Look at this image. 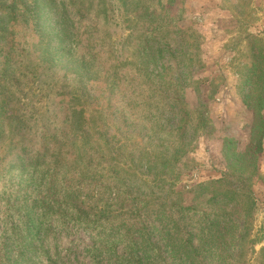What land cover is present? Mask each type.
<instances>
[{
    "label": "rangeland",
    "instance_id": "obj_1",
    "mask_svg": "<svg viewBox=\"0 0 264 264\" xmlns=\"http://www.w3.org/2000/svg\"><path fill=\"white\" fill-rule=\"evenodd\" d=\"M14 1L0 20V264H264V138L245 171L264 0H146L149 19L143 0ZM244 185L249 206L209 200Z\"/></svg>",
    "mask_w": 264,
    "mask_h": 264
},
{
    "label": "trees",
    "instance_id": "obj_2",
    "mask_svg": "<svg viewBox=\"0 0 264 264\" xmlns=\"http://www.w3.org/2000/svg\"><path fill=\"white\" fill-rule=\"evenodd\" d=\"M136 12L139 13V18L140 17H145L146 19L151 18V15L153 13V11L150 10L149 5L147 4L146 0L142 1V4L140 5L138 3V8L135 10ZM21 12V8L20 6L17 4V2H15L14 0H0V20L2 19H10V18H14L18 15V13ZM256 58V56H255ZM257 65L262 64V62H258V60L256 61ZM82 69L85 70V65H82ZM264 71V67L261 66H257V74H261ZM257 85L259 86V91H258V95L256 97V99L254 101H250L251 102V110L253 111V120H252V124H251V131L249 133V139H251L250 144L248 145V151L250 153V165L251 167L246 168L245 171L250 172L249 176H248V180L251 179L256 173H257V162L259 160V155L262 152V142H263V138H264V115H263V109H264V84H262L261 82H258ZM246 99V103H248V96L245 98ZM4 102V101H3ZM186 112V111H184ZM77 113V111H73L70 114V117H68L69 120V127H71V129H74V127L79 128L83 126V123H79L78 119L75 118V114ZM80 130H82V134H84L83 129L79 128ZM73 137L72 140H75L76 137H74V132L72 133ZM86 135L88 136V133H86ZM73 145H75V141L72 143ZM181 147H178L177 152H181ZM47 150V147L44 146V151ZM57 153L59 152V149H57ZM173 155H171L170 157H176L177 155L173 152ZM242 155V154H241ZM40 157H45L44 152L42 153H36L35 154V159L36 161H38V159ZM55 162V161H54ZM227 169L228 172L231 174H235L238 173V170H240L239 167H236V163L234 162H229L227 164ZM228 176V174H225L224 177ZM237 176H241L237 175ZM220 180H216L214 183H220ZM250 191L249 189H245V185L241 188V189H237V188H226L224 190H219L218 192H214L212 197H210L209 200H215L217 197H225L228 196V198L230 200H234L237 197H241L245 202H246V206H249L250 204ZM246 212L249 211V208L246 207L245 209Z\"/></svg>",
    "mask_w": 264,
    "mask_h": 264
}]
</instances>
